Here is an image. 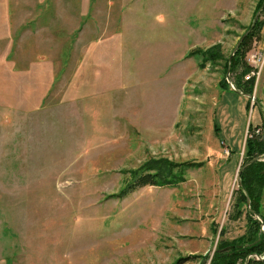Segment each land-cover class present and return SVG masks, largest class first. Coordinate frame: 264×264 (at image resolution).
Wrapping results in <instances>:
<instances>
[{"label":"rangeland","instance_id":"1","mask_svg":"<svg viewBox=\"0 0 264 264\" xmlns=\"http://www.w3.org/2000/svg\"><path fill=\"white\" fill-rule=\"evenodd\" d=\"M74 1L42 11L43 0H0V65L18 48L35 52L43 83L30 107L0 78V264H175L206 245L211 256L220 238L212 223L229 240L245 229L244 215L229 214L249 123L264 137V72L250 96L228 83L259 0H132L124 10V0H89L102 12L84 15ZM92 22L105 26L93 42L102 54L82 80L77 43L92 38ZM161 158L203 164L184 168L177 186L120 195L127 170Z\"/></svg>","mask_w":264,"mask_h":264},{"label":"trees","instance_id":"2","mask_svg":"<svg viewBox=\"0 0 264 264\" xmlns=\"http://www.w3.org/2000/svg\"><path fill=\"white\" fill-rule=\"evenodd\" d=\"M262 2L263 0H259L257 9ZM261 11L264 12V7ZM263 24L264 20H256L254 27L245 36L231 60V73L240 69L235 75L234 87L237 91L244 94H251L254 87V77L251 76L245 79V76L251 70V67L246 62L245 55L251 46L252 39L259 33ZM210 51L212 50L202 51L206 59L210 55ZM189 53L192 55L195 51ZM212 55L214 54L212 53ZM221 85L224 88H229L226 81H222ZM250 129H252L253 133L249 132ZM248 133L245 140L243 162L240 166L247 165L240 173L241 184H238L234 192L232 213L229 214V219L231 220H236L241 215H244L246 220L244 232L230 240L225 239L222 238L225 233L224 227L218 228L212 223L213 233L218 234L220 237L217 240L214 253L211 256L208 253L187 256L193 259L200 258L199 264H206L209 258V264H241L246 259H248V264H264V259H252L253 256H264V230L261 229V225L264 226V215L260 209L264 189V160L259 158L264 156V139L262 134L255 133V128H252L251 123L248 125ZM253 158L257 159L250 162ZM202 164V161L195 160L176 163L167 158L149 159L138 167L127 170L130 178L121 189L120 195H126L147 185L177 186L185 181L184 168H196ZM247 197L249 198V205H247ZM257 216H260L262 222ZM187 257L180 258L175 264H179Z\"/></svg>","mask_w":264,"mask_h":264},{"label":"crops","instance_id":"3","mask_svg":"<svg viewBox=\"0 0 264 264\" xmlns=\"http://www.w3.org/2000/svg\"><path fill=\"white\" fill-rule=\"evenodd\" d=\"M85 1L86 0H81V3L77 2L76 6L82 7V12L80 14L84 15L86 13H90V11L91 12L94 11V14H96L98 11L97 10L98 8L99 9L103 8V7L90 8V3L88 0L87 1V7H86V9H84ZM131 1L132 0H124V2L121 4V9L122 10L126 9L124 5H127V9H129L130 6H128V5L130 4ZM74 2H76V0ZM95 2H96V0H94L93 7H94ZM34 3H36V1ZM43 3L45 5L44 8L40 9V7H39L37 9H35L34 11H36L38 9H40L42 11H47V10H50V8H52L50 0H43ZM189 6H194V3H190ZM105 8L108 9V11H110L109 7H105ZM178 9H180V6L178 7ZM101 12L102 11H100V10L98 11V13H101ZM4 14H5V12H4ZM262 20H264V19H262ZM94 24H96V23L92 22V24H89V25H92L91 26L92 31L94 32L91 36L92 38H90V37L85 38V35H84V39L80 40V42H79L80 44L77 43V45L83 46V47H80V50H78V55H77V59H76V63H77L76 67L78 68L77 76L82 80H85L87 78H91L92 74L96 72L95 67L97 66L98 61H99V59L97 58L98 57L97 55L102 54V51H98L95 49L96 46L93 45V42H94V40H97L95 38L100 37V35H98V32L102 31V29H104L105 26H95ZM263 29H264V24L262 25V27L259 31L260 35H261ZM82 30H84V28H82ZM21 32H22V28L19 25L14 27L13 37L10 40V41H12V43H10L11 46H13L15 48H16V46L17 47L20 46V43L22 41V39H20ZM29 32L34 34L35 30L34 31L29 30ZM4 35L8 37V33L5 32ZM32 41L33 40H31V38H30L29 40L26 41L25 45H28V47H31V45L33 44ZM262 41H263L262 45L258 46L257 50H264V35H263ZM89 46H90V49L87 51ZM85 48H87V49L85 50ZM102 48L104 49V46H102ZM18 51L19 52H16L14 50L12 58L5 56L3 61H1L3 63V66L0 65V78L6 80L7 82H9V80L11 79L12 91L9 93H11L13 95H21L23 97L25 96L26 99H23V100L27 101L31 107L33 103L38 102L37 101V95H38V92H40L42 90V86H43V83H38V81H37V78H38L37 77V64H36L37 57H35V52L32 55L31 52L26 53V50H24V53H23V51H20V49L18 48ZM82 53L85 54L84 57H81ZM94 78H96V77L94 76ZM9 93H6V94H9ZM4 94H5V91H4ZM43 95L44 94L42 93V96L40 97V99L44 100ZM260 98H261V100H260V103H261L263 100L261 93H260ZM201 237H204L202 239H206L204 241H207L208 243L210 242V244H211V236L202 235ZM209 248H210V245L204 246L201 250L202 254L206 253L209 250Z\"/></svg>","mask_w":264,"mask_h":264},{"label":"water","instance_id":"4","mask_svg":"<svg viewBox=\"0 0 264 264\" xmlns=\"http://www.w3.org/2000/svg\"><path fill=\"white\" fill-rule=\"evenodd\" d=\"M263 7H264V0H263V2H262V4H261L260 8H259V9L257 10V12L255 13L254 18H253V21H252L250 27L244 32V34L241 36L240 40L237 42V44H236L235 47L233 48L232 53H231V55H230V57H229L228 66H230L231 58H232V56L234 55V53L236 52V50L239 48L241 42L243 41V39L245 38V36H246V35L252 30V28L254 27L255 22H256V20H257V18H258V14H259L260 10L263 9ZM228 69H229V67H228ZM228 83H229V85H230V88H231L233 91H235V92H239V93H241V94H244V93H242V92H240V91H237L236 88L234 87V85H233L230 81H228ZM246 95H248V94H246ZM248 96H250V95H248ZM263 139H264V137H263ZM262 157H263V156H262ZM262 157H259V158L261 159ZM256 159H257V158H253L252 160H250V162H252V161H254V160H256ZM246 165H247V164H244V165L240 166L239 169H238L237 177H236V178H237V183H238L239 185L241 184L240 173H241V171L244 169V167H245ZM246 201H247V205H249V198H248V197H247ZM257 218L262 222L260 216H257ZM262 230H264V226H263V225H262ZM258 258H259V259H264V256H260V257H258ZM245 264H248V259L245 260Z\"/></svg>","mask_w":264,"mask_h":264},{"label":"built area","instance_id":"5","mask_svg":"<svg viewBox=\"0 0 264 264\" xmlns=\"http://www.w3.org/2000/svg\"><path fill=\"white\" fill-rule=\"evenodd\" d=\"M246 62L251 67L246 78L251 76L254 77V83L256 84L261 74L264 72V50L253 49L247 54Z\"/></svg>","mask_w":264,"mask_h":264}]
</instances>
